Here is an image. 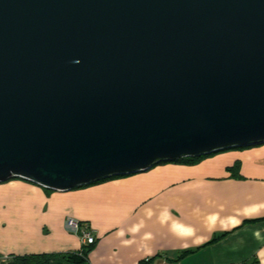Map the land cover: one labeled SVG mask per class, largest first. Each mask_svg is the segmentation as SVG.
I'll return each instance as SVG.
<instances>
[{
  "label": "water",
  "instance_id": "obj_1",
  "mask_svg": "<svg viewBox=\"0 0 264 264\" xmlns=\"http://www.w3.org/2000/svg\"><path fill=\"white\" fill-rule=\"evenodd\" d=\"M262 143L264 0H0V182Z\"/></svg>",
  "mask_w": 264,
  "mask_h": 264
},
{
  "label": "crops",
  "instance_id": "obj_2",
  "mask_svg": "<svg viewBox=\"0 0 264 264\" xmlns=\"http://www.w3.org/2000/svg\"><path fill=\"white\" fill-rule=\"evenodd\" d=\"M69 217L94 232L87 264H264V143L68 191L0 182V254L78 252Z\"/></svg>",
  "mask_w": 264,
  "mask_h": 264
},
{
  "label": "trees",
  "instance_id": "obj_3",
  "mask_svg": "<svg viewBox=\"0 0 264 264\" xmlns=\"http://www.w3.org/2000/svg\"><path fill=\"white\" fill-rule=\"evenodd\" d=\"M201 157H184V158H180L176 160V162L195 163ZM160 163H164V162H160ZM119 176H122V175H119ZM115 177H118V176H111V177L105 178L100 181H104V180L115 178ZM100 181H97L94 183H98ZM84 186H87V185H84ZM261 219H264V218H256V219H252L249 221H257ZM216 239L218 238H215L214 240ZM94 245L95 243L89 244V245H82V247L80 248L78 252L31 253V254H23V255L10 254L8 256H4L0 254V264H87L88 252ZM3 258H9L11 260L5 261L3 260ZM151 260L152 259L142 260L139 264H150ZM250 264H258V263L252 262Z\"/></svg>",
  "mask_w": 264,
  "mask_h": 264
},
{
  "label": "built area",
  "instance_id": "obj_4",
  "mask_svg": "<svg viewBox=\"0 0 264 264\" xmlns=\"http://www.w3.org/2000/svg\"><path fill=\"white\" fill-rule=\"evenodd\" d=\"M66 227L69 231L80 236L82 245H89L96 242L94 232L87 222L69 217L66 220Z\"/></svg>",
  "mask_w": 264,
  "mask_h": 264
},
{
  "label": "rangeland",
  "instance_id": "obj_5",
  "mask_svg": "<svg viewBox=\"0 0 264 264\" xmlns=\"http://www.w3.org/2000/svg\"><path fill=\"white\" fill-rule=\"evenodd\" d=\"M3 260H5V261H10L11 259H9V258H3Z\"/></svg>",
  "mask_w": 264,
  "mask_h": 264
}]
</instances>
